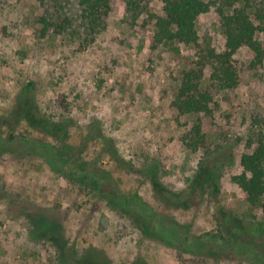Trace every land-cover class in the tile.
Listing matches in <instances>:
<instances>
[{
  "label": "rangeland",
  "instance_id": "rangeland-1",
  "mask_svg": "<svg viewBox=\"0 0 264 264\" xmlns=\"http://www.w3.org/2000/svg\"><path fill=\"white\" fill-rule=\"evenodd\" d=\"M65 1V13L76 16L77 1ZM206 1L214 5L198 19L200 48L179 44L178 53L154 44L155 22L148 15L132 26L122 3L106 30L83 47L68 32L42 34L43 16L60 23L55 7L0 0V131L64 143L66 161L105 169L124 192L139 195L193 234L225 231L234 219L233 234L252 227L264 249V211L232 182L243 171L242 154L257 146L264 62L251 70L255 54L242 47L232 59L239 75L234 90L212 88V66H204L200 84L214 97L212 117L182 115L174 106L184 73L200 69L201 49L226 50L214 7L221 0ZM149 6L163 14L160 0ZM258 37L264 44V34ZM27 116L69 119L66 141L36 130ZM196 122L207 141L193 151L184 140ZM12 148L0 154V264H78L91 248L104 251L111 264H264L242 254L197 256L144 238L99 195L53 172L39 152Z\"/></svg>",
  "mask_w": 264,
  "mask_h": 264
},
{
  "label": "trees",
  "instance_id": "trees-1",
  "mask_svg": "<svg viewBox=\"0 0 264 264\" xmlns=\"http://www.w3.org/2000/svg\"><path fill=\"white\" fill-rule=\"evenodd\" d=\"M44 5L55 7L56 18L41 19L43 35H58L68 32L76 36L83 47L93 44L96 38L106 30V21L118 4L122 3L125 16L132 26H136L143 15H148L154 23L152 40L156 46L171 47L180 53L179 44L200 48L198 19L210 12L214 3L206 0H160L163 14H155L150 10L152 0H76L79 13L71 16L65 13L68 3L65 0H38ZM220 17L226 50L218 53L214 48L201 49L200 69H192L184 73L180 82L175 108L180 114L202 113L212 117L214 113V97L208 89H201L204 78V66H212L210 82L212 88L234 90L239 85V75L232 64L233 56L242 48L248 47L255 54L251 61V70H256L264 62V44L259 35L264 34V0H221L214 6ZM36 130L47 136L57 138L62 143L69 133L70 120H52L26 117ZM257 146L252 152L243 153L240 159L242 173L232 176V182L243 193L244 199L253 207H261L264 211V116L255 120ZM254 127V125H253ZM254 136V132H253ZM207 137L202 124L196 122L185 136V144L190 150L198 151L205 145ZM254 144V137L251 141ZM20 145L24 151H35L44 158L56 174H65L78 186L89 189L103 198L120 214L128 217L138 228L144 238L169 245L182 252L197 256H214L223 259L230 254H242L244 257H256L264 262V249L254 241V228L241 226L237 234L230 230L217 232L207 231L200 235L193 234L174 217L159 212L150 203L137 194L124 192L105 169L79 167L77 160L66 161L67 146L47 142L46 139L30 134L15 135L0 131V154ZM235 227L234 223L232 224ZM256 232V231H255ZM219 254V256H218ZM218 256V257H217ZM78 264H111L104 251L94 248L86 251L78 259ZM136 264H147L140 259Z\"/></svg>",
  "mask_w": 264,
  "mask_h": 264
}]
</instances>
